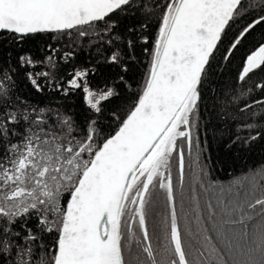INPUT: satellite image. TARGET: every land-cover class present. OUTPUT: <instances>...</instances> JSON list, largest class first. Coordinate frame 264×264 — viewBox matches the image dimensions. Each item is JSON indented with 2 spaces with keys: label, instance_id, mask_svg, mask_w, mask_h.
<instances>
[{
  "label": "snow or ice",
  "instance_id": "1",
  "mask_svg": "<svg viewBox=\"0 0 264 264\" xmlns=\"http://www.w3.org/2000/svg\"><path fill=\"white\" fill-rule=\"evenodd\" d=\"M125 19L135 23L122 28ZM261 24L264 0H0V264H158L147 217L161 193L172 205L170 264H264V183L236 180L244 190H226L216 236L186 228L182 243L172 176L175 166L182 188L186 156L206 175L209 135L237 151L264 141V97L252 99L264 92V46L236 82L221 74ZM154 25V50L141 48L151 57L147 83L123 119L116 85L129 87L125 74ZM81 38L97 45L98 64L119 68L111 85L93 88L92 68L57 74L56 61L74 62L75 51L57 56L52 41L71 47ZM35 40L44 43L40 58L22 50ZM38 65L46 70L25 76L35 92L52 90L43 103L18 92L20 70ZM78 91L83 113L67 103ZM117 120L113 131L107 122Z\"/></svg>",
  "mask_w": 264,
  "mask_h": 264
},
{
  "label": "trees",
  "instance_id": "2",
  "mask_svg": "<svg viewBox=\"0 0 264 264\" xmlns=\"http://www.w3.org/2000/svg\"><path fill=\"white\" fill-rule=\"evenodd\" d=\"M254 17L255 12L245 17L241 21L240 26L237 29H234L233 34L246 24L250 23ZM129 23H135V21L125 19L122 28ZM147 34L149 43L147 45L141 44L136 48V59L133 62L130 72L125 74V79L128 81L129 87L119 84L116 85L117 90L120 92V97L116 99L118 102H123L121 118H124L135 105L137 98L142 94L143 88L146 84V75L151 67V57L149 53L142 52L141 48L147 47L149 52L154 50L153 43L158 35L157 26L154 25ZM69 39H74V37H70ZM90 39L99 40L100 36H93L90 37ZM52 43L57 44L60 48V52L57 53V56L65 51H75L74 62L70 61L68 64H64L56 61L57 63H60V67L58 71L56 69H53V71H57L59 76L67 78L64 69L68 67L92 68L95 71V75L90 74L89 76L92 87L103 88L106 84L111 85L112 81L121 74L119 68L106 63L98 64L97 61L101 59V56L95 52L97 45L92 44L90 47H86L87 41L84 38H81L79 44H73L71 47H65L63 42L52 41ZM263 43L264 24H261L257 25L249 34H247L238 46V50L234 51L230 60L221 68V74L225 80L232 83L236 82V78L245 65L247 56L251 55ZM43 49L44 43L40 40H35L31 44L25 45L22 50H30L34 53L35 58H40L44 55ZM109 51L110 49H108L107 46H104V52L107 53ZM13 63H15V60H13ZM261 68H264V66H261ZM42 70H46L43 65L20 70L17 76V81L19 84L18 92L22 98L27 97L30 101H40L43 103L48 96L52 95L51 89L47 90L46 95L35 92L25 76L26 71L36 72ZM259 71L260 69L254 70V72ZM250 75L253 74L250 73ZM259 97H264V92L257 91L256 96L252 97V99ZM54 102L61 103L62 101L56 100ZM67 103L69 105H74V110L78 113H83L85 111L84 98L79 91L72 96ZM107 123L108 127L114 131L119 124V120ZM204 139L205 138L202 137V140ZM202 146L206 149V175L205 173L198 174V169H196L194 164L189 162L187 156L185 180L182 188L177 183L178 169H176V172L174 173V191L177 193L181 192L185 197V200H183L181 199V196H178V202L174 200L175 207L178 206L182 212V214H180V221H178V226L180 227L181 225L182 227L181 237L182 231L185 233L186 228L189 229L191 233H198L200 239L207 235L215 237L216 227L222 224L223 219H225V217H222L221 215V208L229 203L226 190L229 187H232L233 192L243 191L244 189L237 186L234 182L240 180L243 182L244 188H247L248 183L244 179L246 176L251 178L255 175L258 183H264V141L256 143L255 147L250 151H237L235 145L232 149H228L225 147L223 141L214 139L209 135ZM198 180L202 181V183H198ZM65 199H67V197H65ZM209 204L212 205L211 209L207 208ZM210 211L216 212L215 218L209 215ZM183 213H185L184 216ZM249 223H255V220L250 221ZM184 235L185 239L182 237V243H184V240L185 243L187 241L186 234ZM212 245L218 246L215 239L211 242L208 249L209 251H211Z\"/></svg>",
  "mask_w": 264,
  "mask_h": 264
},
{
  "label": "rangeland",
  "instance_id": "3",
  "mask_svg": "<svg viewBox=\"0 0 264 264\" xmlns=\"http://www.w3.org/2000/svg\"><path fill=\"white\" fill-rule=\"evenodd\" d=\"M176 167L173 168V186H174V173L176 172ZM135 191V187H134ZM181 196V199L185 200L181 192L177 193L174 191V200L178 202L177 198ZM176 202V203H177ZM177 221H180V214H182L181 209L176 206ZM171 211L172 205L167 201L166 195L161 193L159 198L154 197V203L149 209V215L147 217L149 223V234L152 242L153 251L156 254L158 264H170V259H177L176 256L166 257L163 254L164 248L171 247L170 244V225H171ZM185 213H183V216ZM186 218V217H185ZM186 221V220H185ZM180 229H182L180 225ZM185 233L182 231V237L185 239ZM185 243V240H184ZM135 250V249H134ZM128 254L126 251V259ZM146 260V257H142ZM150 264V262H148Z\"/></svg>",
  "mask_w": 264,
  "mask_h": 264
},
{
  "label": "water",
  "instance_id": "4",
  "mask_svg": "<svg viewBox=\"0 0 264 264\" xmlns=\"http://www.w3.org/2000/svg\"><path fill=\"white\" fill-rule=\"evenodd\" d=\"M157 36H158V35H157ZM260 46H264V43L261 44ZM260 46H259V47H260ZM259 47H258V48H259ZM258 48H257L255 51H257ZM255 51H254V52H255ZM254 52H253V53H254ZM253 53H252V54H253ZM252 54H251V55H252ZM244 66H246V62H245V65H244ZM146 83H147V75H146ZM133 107H134V106H133ZM133 107L131 108V110L133 109ZM129 112H130V111H129ZM129 112H128V113H129ZM128 113H127V115H128ZM127 115H126L123 119H126V118H127ZM116 129H117V128H116ZM116 129H115V130H116Z\"/></svg>",
  "mask_w": 264,
  "mask_h": 264
},
{
  "label": "flooded vegetation",
  "instance_id": "5",
  "mask_svg": "<svg viewBox=\"0 0 264 264\" xmlns=\"http://www.w3.org/2000/svg\"><path fill=\"white\" fill-rule=\"evenodd\" d=\"M177 258V260H178V257H176Z\"/></svg>",
  "mask_w": 264,
  "mask_h": 264
}]
</instances>
